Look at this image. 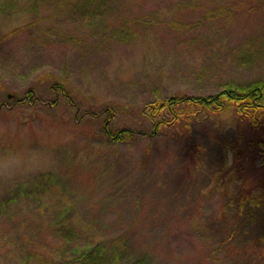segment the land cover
<instances>
[{
    "label": "rangeland",
    "instance_id": "374dc122",
    "mask_svg": "<svg viewBox=\"0 0 264 264\" xmlns=\"http://www.w3.org/2000/svg\"><path fill=\"white\" fill-rule=\"evenodd\" d=\"M261 80L264 0H0V153L54 161L0 179V264H264V193L241 208L232 153L223 166L264 128L229 109L153 136L144 111ZM243 158L264 187L262 151ZM89 245L104 256L79 261Z\"/></svg>",
    "mask_w": 264,
    "mask_h": 264
},
{
    "label": "trees",
    "instance_id": "16d2710c",
    "mask_svg": "<svg viewBox=\"0 0 264 264\" xmlns=\"http://www.w3.org/2000/svg\"><path fill=\"white\" fill-rule=\"evenodd\" d=\"M232 109L238 117L249 122L254 128H264V80L252 82L249 85L240 86L229 84L221 92L216 95L201 98V97H186V96H170L163 100L158 99L154 102L148 103L145 107V113L152 124L153 136H159L165 134L172 128H184L192 130L196 121L201 120V115L204 116V120L217 116L219 113L226 112ZM107 138L115 143H127L137 139L139 133L135 130L124 129H111L106 125L105 130ZM191 135H187L188 143L184 148L185 157H195L193 144L191 143ZM185 143V144H186ZM262 151V166H264V142L260 141L257 144H246L243 139L231 140L229 139L224 144V164L227 166L229 162V154H233L234 165L232 169L236 170L240 175L241 187H234L237 191L236 200L239 206L252 207L259 202V196L257 194L262 191L264 193V187H248L247 169L244 168V162H248L247 158H243L246 154L257 153ZM197 154V152H196ZM246 172V178H243V173ZM229 190V189H228ZM229 191H232L230 189ZM231 196H234L232 194ZM262 243L264 245V236H262ZM91 246V247H90ZM89 245V248L84 249L79 257V261H93L92 256L102 258L105 253L103 246ZM119 258V257H118ZM147 259L141 258L135 264H146ZM47 264H54L53 262H47Z\"/></svg>",
    "mask_w": 264,
    "mask_h": 264
},
{
    "label": "clouds",
    "instance_id": "9594fccd",
    "mask_svg": "<svg viewBox=\"0 0 264 264\" xmlns=\"http://www.w3.org/2000/svg\"><path fill=\"white\" fill-rule=\"evenodd\" d=\"M53 164L51 156L39 150L9 149L0 153V179L7 181L35 174L52 167Z\"/></svg>",
    "mask_w": 264,
    "mask_h": 264
},
{
    "label": "bare ground",
    "instance_id": "6f19581e",
    "mask_svg": "<svg viewBox=\"0 0 264 264\" xmlns=\"http://www.w3.org/2000/svg\"><path fill=\"white\" fill-rule=\"evenodd\" d=\"M103 112V111H102Z\"/></svg>",
    "mask_w": 264,
    "mask_h": 264
}]
</instances>
